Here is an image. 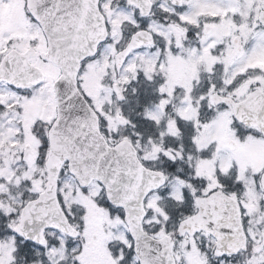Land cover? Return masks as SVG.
Listing matches in <instances>:
<instances>
[{
  "label": "snow or ice",
  "instance_id": "obj_1",
  "mask_svg": "<svg viewBox=\"0 0 264 264\" xmlns=\"http://www.w3.org/2000/svg\"><path fill=\"white\" fill-rule=\"evenodd\" d=\"M0 264H264V0H0Z\"/></svg>",
  "mask_w": 264,
  "mask_h": 264
}]
</instances>
